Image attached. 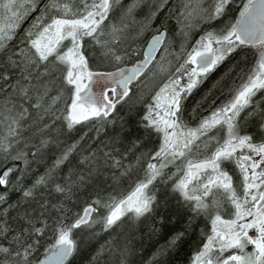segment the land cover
I'll return each instance as SVG.
<instances>
[{
	"label": "snow or ice",
	"instance_id": "1",
	"mask_svg": "<svg viewBox=\"0 0 264 264\" xmlns=\"http://www.w3.org/2000/svg\"><path fill=\"white\" fill-rule=\"evenodd\" d=\"M145 239L264 264V0H0V264Z\"/></svg>",
	"mask_w": 264,
	"mask_h": 264
},
{
	"label": "rangeland",
	"instance_id": "2",
	"mask_svg": "<svg viewBox=\"0 0 264 264\" xmlns=\"http://www.w3.org/2000/svg\"><path fill=\"white\" fill-rule=\"evenodd\" d=\"M125 2L126 3L129 2V0H125ZM118 108H119V106H118ZM121 114L123 115L125 113L122 112ZM79 135H80V133L75 132V131L73 133L69 134L70 139H72V140L79 139ZM50 162L51 161H49V163ZM43 170H44L43 166H41L38 169V171L40 173H42ZM121 190L125 194H127V192L131 190L130 182L124 181L121 184ZM17 196H18V194H13L12 199L15 200L17 198ZM69 206L72 208L73 212H82L83 207L85 206V200L79 199L76 201V203L70 204ZM176 227H180V224L178 223L176 225ZM159 242L163 243V240H160ZM100 243H103V238H101ZM155 247H156L155 241H149V240L145 239V242H144V245H143V248L141 250L140 255L135 258L137 264H148V261L150 260L152 253L155 251ZM186 250H187V246H185L179 252L174 254L171 257V261H172L171 263L172 264H188L189 253L186 255L185 254ZM89 252H90V250H87V251L82 252L80 255L74 256L73 258L70 259L69 264H88ZM189 252H190V249H189ZM174 260H176V262H174Z\"/></svg>",
	"mask_w": 264,
	"mask_h": 264
},
{
	"label": "trees",
	"instance_id": "3",
	"mask_svg": "<svg viewBox=\"0 0 264 264\" xmlns=\"http://www.w3.org/2000/svg\"><path fill=\"white\" fill-rule=\"evenodd\" d=\"M189 253V249L187 248L185 254L187 255ZM172 262V261H171ZM174 262H176V260H174ZM172 264V263H171Z\"/></svg>",
	"mask_w": 264,
	"mask_h": 264
}]
</instances>
